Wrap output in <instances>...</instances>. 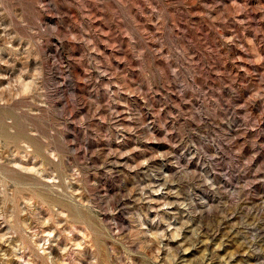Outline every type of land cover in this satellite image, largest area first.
I'll return each mask as SVG.
<instances>
[{
	"label": "rangeland",
	"instance_id": "obj_1",
	"mask_svg": "<svg viewBox=\"0 0 264 264\" xmlns=\"http://www.w3.org/2000/svg\"><path fill=\"white\" fill-rule=\"evenodd\" d=\"M0 264H264V0H0Z\"/></svg>",
	"mask_w": 264,
	"mask_h": 264
}]
</instances>
